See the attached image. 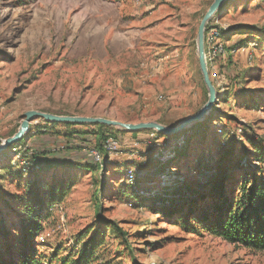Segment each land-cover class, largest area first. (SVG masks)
<instances>
[{"label":"rangeland","instance_id":"rangeland-1","mask_svg":"<svg viewBox=\"0 0 264 264\" xmlns=\"http://www.w3.org/2000/svg\"><path fill=\"white\" fill-rule=\"evenodd\" d=\"M213 1L0 0V144L29 110L168 126L195 114L208 99L197 35ZM207 27L222 30L225 52L210 68L218 96L205 120L171 136L114 131L116 149L101 145L100 166L88 152L99 147L93 128L38 118L0 154V257L19 262L22 222L33 218L17 196L58 184L68 195L40 209L33 239L57 264L79 255L88 228L106 230L101 258L114 264H264V250L179 222L180 208L212 195L219 167L240 194L244 172L261 165L253 144L264 146V0H227ZM101 218L117 221L128 242Z\"/></svg>","mask_w":264,"mask_h":264},{"label":"trees","instance_id":"trees-1","mask_svg":"<svg viewBox=\"0 0 264 264\" xmlns=\"http://www.w3.org/2000/svg\"><path fill=\"white\" fill-rule=\"evenodd\" d=\"M245 28H252V26H241V29ZM222 33L221 30L219 37L224 35ZM256 105H258V102ZM46 122L52 126L62 125L67 128L77 126L93 128V135L97 138L99 147L109 138L108 136L111 133L119 130L116 127L101 123ZM75 131L73 130V133ZM119 131L125 130L120 129ZM139 132L135 131L131 133L136 135ZM26 137L27 134L18 143L24 142ZM253 145L256 151L253 153L256 154L257 161L261 165L257 169L252 167L249 172L243 171L246 176L235 187L236 191L240 194L236 193L234 195L228 192L230 190L231 172L228 169H221L219 167V170L215 171L217 176L212 178L213 180L211 179L210 188L212 195L206 197V199L203 196L202 200L204 202L197 209L193 208L194 201L185 206V208H180L179 222L183 225H192L194 223L192 228L194 231H198L197 229L201 226L203 231L216 234L233 244H242L255 250H264V146L255 143ZM11 147H15V144ZM99 147L97 149L101 152L103 147L101 149ZM227 152L228 154H234L235 148H230ZM35 158H37V155L33 156V159ZM244 160L241 162L244 163ZM208 169L211 171L213 168ZM22 174L23 172L19 171L15 175L22 176ZM35 185L27 188L24 194L17 196L16 199L19 205L23 207V211L33 218L23 219L21 231L24 237L23 247L18 252H15L14 258L19 257L17 264H57L58 262H54L53 258H44V256L37 253V249L33 246V239L42 229V225L38 220L41 215L39 213L40 209L47 202L54 204L62 197L68 195L67 188L64 185L57 187L58 184H54L45 190H41L39 186L36 187ZM234 190H231V193ZM164 212L171 216L175 210L170 211L169 209H165ZM101 221L106 224V229L111 227L116 235L120 236L124 242H128L127 233L118 225L117 221L105 220L104 218H101ZM92 231V228H88L77 236V243L83 244L81 252L78 256L62 258L61 264H114L106 258H101L102 248L107 240L106 230L98 228L95 232ZM11 248H14V246L11 245ZM0 264H10V262L6 258L0 257Z\"/></svg>","mask_w":264,"mask_h":264},{"label":"water","instance_id":"water-1","mask_svg":"<svg viewBox=\"0 0 264 264\" xmlns=\"http://www.w3.org/2000/svg\"><path fill=\"white\" fill-rule=\"evenodd\" d=\"M227 0H214L207 12L204 14L198 29L197 35V52L199 59V67L203 77V81L208 89V99L205 104L193 115H190L180 121L175 126H168L158 121H141L137 123L123 122L117 119H110L103 116H78V115H59L50 112H44L39 110H29L25 113V118L22 121L18 130L4 140L0 144V154H3L14 144L18 143L28 132L30 131V125L32 121L40 118L48 122L65 123L71 122L76 124L83 123H101L108 126H113L121 130L135 132L141 130H154L165 135L180 134L184 130L191 127L193 124L199 121H203L212 111L214 104L217 102L218 91L211 79L206 55H205V33L207 24L220 7Z\"/></svg>","mask_w":264,"mask_h":264},{"label":"built area","instance_id":"built-area-1","mask_svg":"<svg viewBox=\"0 0 264 264\" xmlns=\"http://www.w3.org/2000/svg\"><path fill=\"white\" fill-rule=\"evenodd\" d=\"M211 30L209 27L206 28L205 33V55L206 60L210 72V68H214V63L216 60V57L220 55L222 52H225V46H222L219 44L218 40L220 39V33L221 31L217 30L215 27L212 29V34H210ZM117 142L114 141L112 138H107L106 142H104V149L105 152L112 153L116 149ZM15 149V147H14ZM87 150V149H86ZM89 154L92 158V161L96 165L102 166L103 158L100 154V151L96 148H89L88 149ZM13 150L11 153H13Z\"/></svg>","mask_w":264,"mask_h":264}]
</instances>
